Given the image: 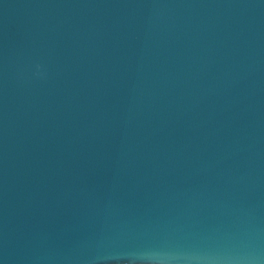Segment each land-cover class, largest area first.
<instances>
[{
	"label": "water",
	"instance_id": "water-1",
	"mask_svg": "<svg viewBox=\"0 0 264 264\" xmlns=\"http://www.w3.org/2000/svg\"><path fill=\"white\" fill-rule=\"evenodd\" d=\"M0 264H264V0H0Z\"/></svg>",
	"mask_w": 264,
	"mask_h": 264
}]
</instances>
